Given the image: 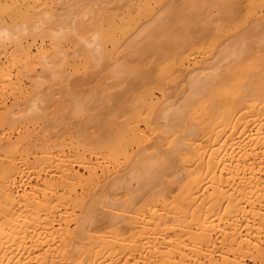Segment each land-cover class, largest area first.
Here are the masks:
<instances>
[{
	"label": "bare ground",
	"instance_id": "1",
	"mask_svg": "<svg viewBox=\"0 0 264 264\" xmlns=\"http://www.w3.org/2000/svg\"><path fill=\"white\" fill-rule=\"evenodd\" d=\"M0 264H264V0H0Z\"/></svg>",
	"mask_w": 264,
	"mask_h": 264
}]
</instances>
